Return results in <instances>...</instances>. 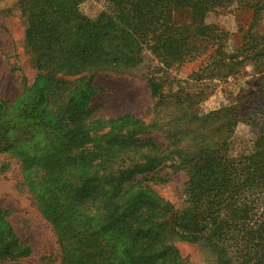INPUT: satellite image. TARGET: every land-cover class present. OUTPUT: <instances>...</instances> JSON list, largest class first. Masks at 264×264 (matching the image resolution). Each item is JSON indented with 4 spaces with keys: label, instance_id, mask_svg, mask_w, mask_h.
<instances>
[{
    "label": "trees",
    "instance_id": "trees-1",
    "mask_svg": "<svg viewBox=\"0 0 264 264\" xmlns=\"http://www.w3.org/2000/svg\"><path fill=\"white\" fill-rule=\"evenodd\" d=\"M83 1H21L37 73L15 98H0V154L18 160L24 184L57 234L61 264H188L175 236L205 242L217 264H230L228 249L238 264H264V133L246 152H235L233 108L205 115L196 109L214 81L236 74L239 65L237 55L224 52L226 32L207 14L229 4L249 9L248 43L264 0H98L93 18L81 11ZM144 51L159 69L199 57L206 62L202 88L191 94L165 93L162 78L148 79L155 107L172 111L169 145L192 137L179 153L162 148L130 113L96 117L91 79L65 78L134 69ZM251 57L264 58V48L245 59ZM178 173L186 180L176 209L153 185ZM7 215L0 207L1 261L30 253Z\"/></svg>",
    "mask_w": 264,
    "mask_h": 264
},
{
    "label": "rangeland",
    "instance_id": "rangeland-1",
    "mask_svg": "<svg viewBox=\"0 0 264 264\" xmlns=\"http://www.w3.org/2000/svg\"><path fill=\"white\" fill-rule=\"evenodd\" d=\"M22 0H0V98L13 99L21 91L23 83H31L36 76L34 56L26 45L24 36L27 27L26 15L22 13ZM27 2V0H24ZM98 0H84L81 11L88 17H95L100 9ZM253 13L249 9L229 4L217 8L206 16L208 23L218 24L225 32L224 52L237 55L239 65L236 74L214 81L211 95L201 100L196 109L205 115L211 111L230 106L237 115V125L233 140L235 152H246L257 132L264 133V58H249L260 48H264V11L257 18L254 29L245 35L252 24ZM244 49H239L241 45ZM142 62L130 70L100 69L85 71L79 75H65L75 79L85 76L91 79L96 89L92 106L96 117L108 118L130 113L143 122V127L167 152L179 153L193 142L192 137L170 146L167 133L172 126L171 110L155 107L150 94V76L162 78L166 83L165 93L195 92L201 87L205 66L204 58L192 60L180 67L159 69L153 56L143 52ZM181 107H184L181 106ZM170 112V113H169ZM179 113V112H175ZM168 131V132H167ZM167 184H155L154 189L176 209L183 206L184 173H178ZM0 207L8 211L7 221L21 244L30 248L26 257L1 261L0 264H61L60 245L51 224L38 210L26 184L18 160L9 154H0ZM264 212V200L260 205ZM173 244L188 264H217V254L205 242H189L175 236ZM230 264H238L234 250L228 249Z\"/></svg>",
    "mask_w": 264,
    "mask_h": 264
}]
</instances>
